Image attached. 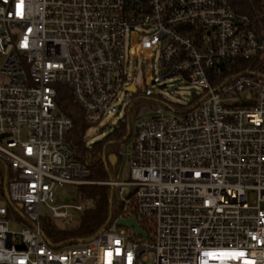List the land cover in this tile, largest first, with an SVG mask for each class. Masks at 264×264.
Wrapping results in <instances>:
<instances>
[{
	"label": "built area",
	"instance_id": "1",
	"mask_svg": "<svg viewBox=\"0 0 264 264\" xmlns=\"http://www.w3.org/2000/svg\"><path fill=\"white\" fill-rule=\"evenodd\" d=\"M233 3L0 0V161L13 175L6 199L29 222L9 214L0 184V264H264V28ZM127 39L158 50L161 80L188 84L191 103L136 120L128 179L102 183L122 205L118 217L53 248L42 206L68 225L66 209L83 207L53 206L54 188L94 184L66 144L72 120L56 107V87L98 126L122 91L145 92L127 75Z\"/></svg>",
	"mask_w": 264,
	"mask_h": 264
},
{
	"label": "trees",
	"instance_id": "2",
	"mask_svg": "<svg viewBox=\"0 0 264 264\" xmlns=\"http://www.w3.org/2000/svg\"><path fill=\"white\" fill-rule=\"evenodd\" d=\"M233 7L237 13L249 19L251 28L256 30L264 28V2L262 0H234ZM56 89L55 103L58 111L72 120V127L66 135V144L72 150L74 159L89 171V178L100 184L77 187L80 200L90 203V206L83 208L76 229H58L51 219H41L43 236L53 248L89 240L118 217L122 205L114 189L102 183L117 179L122 164L119 145L129 138L132 121L141 106L148 105L156 109L161 104L159 100H148L135 96L126 108L119 124L101 141L92 142L87 135L92 126L86 122L84 111L75 103L70 89L64 84H59ZM11 180H13V175L10 166L0 161V184L5 200H7L6 188ZM6 206L9 214H16L25 225H29L22 211L15 204L7 200Z\"/></svg>",
	"mask_w": 264,
	"mask_h": 264
},
{
	"label": "rangeland",
	"instance_id": "3",
	"mask_svg": "<svg viewBox=\"0 0 264 264\" xmlns=\"http://www.w3.org/2000/svg\"><path fill=\"white\" fill-rule=\"evenodd\" d=\"M125 51L127 55L126 61H128L127 75L130 79L133 78L138 89L144 88L145 92L141 91L138 92V94H131L129 92L122 91L119 94V98L121 100L114 102L102 122L88 131L87 135L90 137V141L92 142L101 141L109 131L119 124L126 110V102L128 99H131L132 101L135 96L146 98L148 100H159L161 102L159 106L168 102L171 106L179 108L181 106H188L189 103H191V89L188 84L178 78H175L172 81L161 80V67L158 50L140 49V46H134L133 43L127 39L125 42ZM1 60L2 58L0 57V62ZM0 80H2V78H0ZM152 110L154 109L150 106L142 105L137 116L132 121L131 131L136 120L140 117L147 116ZM129 143L130 139H127L119 145V154L122 156V164L117 176V180L119 181H126L128 179V163L124 154L127 152ZM90 181L94 184H100L92 181L91 179ZM52 205L56 207L62 205L70 207L80 205L85 208L89 207L90 203H84L80 200L76 186L63 185L61 187L56 186L54 188ZM46 210V207L43 205V218L51 219L58 229L74 230L77 228L81 212L75 211L72 207L66 209V212L72 214L73 221L72 223L65 225L61 220H53L50 217V213ZM21 227L22 224H16L13 220H10L9 228L11 230L19 231ZM146 259L151 261L152 256L149 255Z\"/></svg>",
	"mask_w": 264,
	"mask_h": 264
},
{
	"label": "water",
	"instance_id": "4",
	"mask_svg": "<svg viewBox=\"0 0 264 264\" xmlns=\"http://www.w3.org/2000/svg\"><path fill=\"white\" fill-rule=\"evenodd\" d=\"M21 78H22V76H21ZM128 91H130L133 94L137 93V90L134 87L129 88ZM116 225L118 227H125L127 229L132 227L134 229V232H136L137 234L146 238V235L143 232H141L139 225L133 219H119L118 221H116Z\"/></svg>",
	"mask_w": 264,
	"mask_h": 264
}]
</instances>
